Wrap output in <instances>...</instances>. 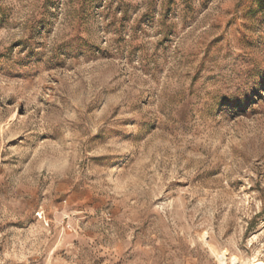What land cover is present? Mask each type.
<instances>
[{
    "label": "rangeland",
    "instance_id": "1",
    "mask_svg": "<svg viewBox=\"0 0 264 264\" xmlns=\"http://www.w3.org/2000/svg\"><path fill=\"white\" fill-rule=\"evenodd\" d=\"M218 254L264 264V0H0V264Z\"/></svg>",
    "mask_w": 264,
    "mask_h": 264
},
{
    "label": "bare ground",
    "instance_id": "2",
    "mask_svg": "<svg viewBox=\"0 0 264 264\" xmlns=\"http://www.w3.org/2000/svg\"><path fill=\"white\" fill-rule=\"evenodd\" d=\"M218 257L220 258V260L222 261V263L224 264L225 263V256H219L218 254ZM234 261H237V259L235 258ZM252 264H262L260 261L256 260V261H253Z\"/></svg>",
    "mask_w": 264,
    "mask_h": 264
}]
</instances>
